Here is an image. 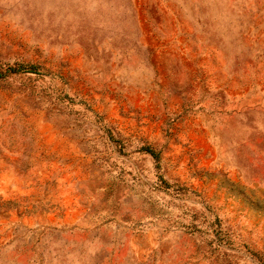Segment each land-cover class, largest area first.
<instances>
[{
	"label": "rangeland",
	"instance_id": "rangeland-1",
	"mask_svg": "<svg viewBox=\"0 0 264 264\" xmlns=\"http://www.w3.org/2000/svg\"><path fill=\"white\" fill-rule=\"evenodd\" d=\"M0 264H264V0H0Z\"/></svg>",
	"mask_w": 264,
	"mask_h": 264
}]
</instances>
